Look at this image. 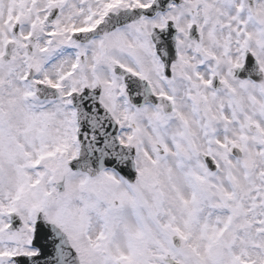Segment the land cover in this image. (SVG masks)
Listing matches in <instances>:
<instances>
[{
    "label": "snow or ice",
    "instance_id": "obj_1",
    "mask_svg": "<svg viewBox=\"0 0 264 264\" xmlns=\"http://www.w3.org/2000/svg\"><path fill=\"white\" fill-rule=\"evenodd\" d=\"M0 264H264V0H0Z\"/></svg>",
    "mask_w": 264,
    "mask_h": 264
}]
</instances>
